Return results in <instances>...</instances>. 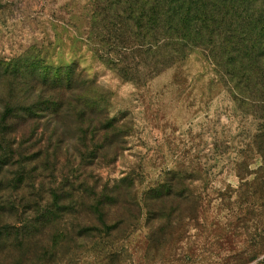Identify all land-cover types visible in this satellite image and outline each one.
Here are the masks:
<instances>
[{
  "label": "rangeland",
  "instance_id": "obj_1",
  "mask_svg": "<svg viewBox=\"0 0 264 264\" xmlns=\"http://www.w3.org/2000/svg\"><path fill=\"white\" fill-rule=\"evenodd\" d=\"M4 60L0 264H264V0H0Z\"/></svg>",
  "mask_w": 264,
  "mask_h": 264
},
{
  "label": "trees",
  "instance_id": "obj_2",
  "mask_svg": "<svg viewBox=\"0 0 264 264\" xmlns=\"http://www.w3.org/2000/svg\"><path fill=\"white\" fill-rule=\"evenodd\" d=\"M119 19V18H118ZM149 20H141L138 23H135L134 21L130 20V19H124V20H115L113 22H115V25L110 26V23L107 22V24L102 28V30L104 31V34L102 33L101 37V43H106V42H110L112 39H115V37L117 39H119L121 41V43L125 44L127 47L128 45H134V43L136 42V39H138V41H140L141 43L143 42L141 40V34H142V30L145 32H150V30L148 29L150 24L148 22ZM133 29H139L140 34H136L134 32H132ZM115 31H117L119 33V35L117 34V36L115 35ZM149 39V37L147 38ZM117 40L115 42V44H111L113 46H116V50L118 49L117 46H119V43ZM107 45H110L108 43H106ZM142 45V44H141ZM114 52V51H112ZM40 60V59H37ZM13 60H8V62H6L5 60L2 61V64L0 65V72L3 73L4 77H10L11 73H13L16 68V64L12 63ZM36 64L37 61L36 60H32L31 64ZM20 69V68H19ZM25 74L26 75L28 73V75L32 76L33 79H35V81L39 82V71L38 68H35L34 70H29V69H25ZM52 68H49V71H46L44 77L45 79L42 82H39L40 86H41V91L40 94L37 98V104H39V111L41 112H49L52 110H49L51 106H56L57 104H54L56 98L58 97L57 101L61 100L62 95H56V96H47V88L50 87L51 83H57V90L60 91H64L66 89H69L68 87L70 86V88H72V84L73 82H75V80H77L78 78L73 76L74 72V68H69L68 69V73H64V69L62 68H58L56 70V74L55 76H52L51 74ZM79 80V79H78ZM56 86V85H55ZM52 101V102H51ZM54 101V102H53ZM53 103V104H52ZM20 105V104H18ZM12 113H23L25 116L29 117V120L34 119L33 117V113H34V105L32 106H24L21 108H12L11 106L7 105L4 108V112L1 115V120L2 122L6 121V118L8 120V118H12L10 116H8L9 112ZM56 111H58L56 108H54V114L56 113Z\"/></svg>",
  "mask_w": 264,
  "mask_h": 264
}]
</instances>
